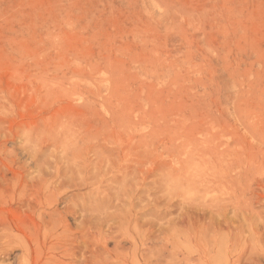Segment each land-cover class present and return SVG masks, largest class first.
<instances>
[{
  "label": "rangeland",
  "instance_id": "rangeland-1",
  "mask_svg": "<svg viewBox=\"0 0 264 264\" xmlns=\"http://www.w3.org/2000/svg\"><path fill=\"white\" fill-rule=\"evenodd\" d=\"M0 264H264V0H0Z\"/></svg>",
  "mask_w": 264,
  "mask_h": 264
}]
</instances>
